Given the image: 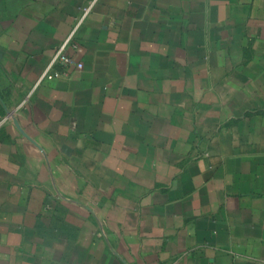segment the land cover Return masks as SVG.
<instances>
[{"label": "crops", "instance_id": "crops-1", "mask_svg": "<svg viewBox=\"0 0 264 264\" xmlns=\"http://www.w3.org/2000/svg\"><path fill=\"white\" fill-rule=\"evenodd\" d=\"M0 52V264H264V0H0Z\"/></svg>", "mask_w": 264, "mask_h": 264}, {"label": "built area", "instance_id": "built-area-1", "mask_svg": "<svg viewBox=\"0 0 264 264\" xmlns=\"http://www.w3.org/2000/svg\"><path fill=\"white\" fill-rule=\"evenodd\" d=\"M71 42V39H67L60 47L59 51L57 54L54 56L52 59V62L50 66L46 69V71L41 75L39 82H42L45 79L52 80L55 78L60 77L59 73H51L52 67L57 63L60 62L64 65L68 66H74L78 69H83V64L77 62L73 57H70L64 53L67 45Z\"/></svg>", "mask_w": 264, "mask_h": 264}, {"label": "water", "instance_id": "water-1", "mask_svg": "<svg viewBox=\"0 0 264 264\" xmlns=\"http://www.w3.org/2000/svg\"><path fill=\"white\" fill-rule=\"evenodd\" d=\"M0 58H1V52H0ZM20 131H21V133L24 135V136H26L25 135V133L20 129Z\"/></svg>", "mask_w": 264, "mask_h": 264}]
</instances>
